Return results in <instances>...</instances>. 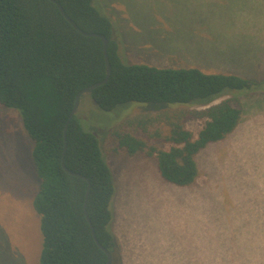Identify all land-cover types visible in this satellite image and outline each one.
<instances>
[{
  "label": "rangeland",
  "instance_id": "rangeland-1",
  "mask_svg": "<svg viewBox=\"0 0 264 264\" xmlns=\"http://www.w3.org/2000/svg\"><path fill=\"white\" fill-rule=\"evenodd\" d=\"M93 4L113 23L124 63L195 67L264 85V0ZM240 101L235 131L198 154V177L182 187L161 178L153 157L128 156L106 136L121 120L167 105L132 102L106 113L89 97L82 101L77 115L101 141L115 188L110 225L123 249L113 257L117 264H264V91ZM202 124L191 117L184 122L194 137ZM132 132L158 149L169 148L140 129ZM31 150L18 112L0 104V264H39Z\"/></svg>",
  "mask_w": 264,
  "mask_h": 264
},
{
  "label": "trees",
  "instance_id": "trees-1",
  "mask_svg": "<svg viewBox=\"0 0 264 264\" xmlns=\"http://www.w3.org/2000/svg\"><path fill=\"white\" fill-rule=\"evenodd\" d=\"M55 1L80 29L102 34L108 40L110 77L81 97L80 105L86 97L106 113L132 102L167 105L154 114L146 112L121 120L106 136L128 156L153 157L165 182L181 187L195 183L198 154L235 131L242 117L240 98L264 91V85L195 67L124 63L113 23L93 0ZM105 75L101 39L80 34L50 0H0V104L18 112L32 142L38 189L31 204L39 216L42 236L39 264L107 263L84 212L87 182L67 173L61 161L64 126L76 94ZM225 94L228 98L212 104ZM78 111L66 130L63 162L68 170L89 180L86 213L96 239L112 258L120 257L123 249L110 225L115 195L111 170L101 141L84 128ZM190 117L203 121L196 137L184 125ZM155 126L161 128L150 132ZM135 129L168 143L169 148L154 147L137 137L132 132ZM112 264L117 262L113 259Z\"/></svg>",
  "mask_w": 264,
  "mask_h": 264
},
{
  "label": "water",
  "instance_id": "water-1",
  "mask_svg": "<svg viewBox=\"0 0 264 264\" xmlns=\"http://www.w3.org/2000/svg\"><path fill=\"white\" fill-rule=\"evenodd\" d=\"M53 4L56 5V7L58 8L59 12L61 13V15L71 24V26L77 30L80 34L84 35V36H88V37H97V38H100L101 41H102V45H103V56H104V61H105V72H106V75H105V78L99 82H96L94 84H91L90 86H87L83 89H81L77 94H76V97H75V103H74V106L68 116V119H67V122L64 126V149H63V154H62V167L63 169L69 173V174H72V175H76L78 177H81L83 178L86 182H87V189H86V195H85V205H84V212H85V216L87 218V221L89 222L90 224V227H91V233H92V236L96 242V244L101 248V250L106 254L107 256V263L106 264H112V254L109 250L105 249L99 242L98 240L96 239V236H95V233H94V229H93V226L92 224L90 223L89 221V218L87 216V213H86V201H87V197H88V193H89V188H90V183H89V180L82 176L81 174H78V173H73L71 172L70 170H68L65 165H64V162H63V156H64V153H65V150H66V130H67V127H68V124L72 118V116L76 113L77 109L79 108V105H80V100H81V97L83 96H86L88 94H90L96 87L100 86V85H103L104 83H106L110 77V73H111V67H110V64H109V60H108V56H107V43H108V40L107 38L102 35V34H98V33H91V32H85L83 31L82 29H80L76 23L71 20L65 13V11L63 10L62 6L57 3L55 0H50Z\"/></svg>",
  "mask_w": 264,
  "mask_h": 264
}]
</instances>
